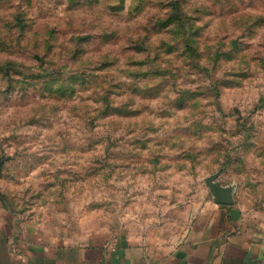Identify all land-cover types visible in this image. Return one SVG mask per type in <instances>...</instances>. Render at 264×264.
<instances>
[{"label": "rangeland", "instance_id": "rangeland-1", "mask_svg": "<svg viewBox=\"0 0 264 264\" xmlns=\"http://www.w3.org/2000/svg\"><path fill=\"white\" fill-rule=\"evenodd\" d=\"M0 164L40 236L169 244L210 180L264 210V0H0Z\"/></svg>", "mask_w": 264, "mask_h": 264}, {"label": "crops", "instance_id": "crops-1", "mask_svg": "<svg viewBox=\"0 0 264 264\" xmlns=\"http://www.w3.org/2000/svg\"><path fill=\"white\" fill-rule=\"evenodd\" d=\"M0 264H264V210L210 195L178 239L158 246L127 234L40 236L0 218Z\"/></svg>", "mask_w": 264, "mask_h": 264}, {"label": "water", "instance_id": "water-1", "mask_svg": "<svg viewBox=\"0 0 264 264\" xmlns=\"http://www.w3.org/2000/svg\"><path fill=\"white\" fill-rule=\"evenodd\" d=\"M207 185L215 204L232 205L234 203V192L232 187L222 186L218 182H213L211 180L208 181Z\"/></svg>", "mask_w": 264, "mask_h": 264}]
</instances>
